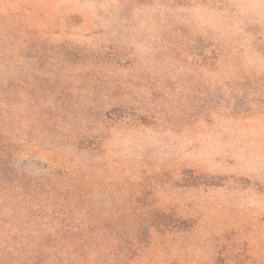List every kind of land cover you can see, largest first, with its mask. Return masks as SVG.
Listing matches in <instances>:
<instances>
[{
    "label": "rangeland",
    "instance_id": "374dc122",
    "mask_svg": "<svg viewBox=\"0 0 264 264\" xmlns=\"http://www.w3.org/2000/svg\"><path fill=\"white\" fill-rule=\"evenodd\" d=\"M0 264H264V0H0Z\"/></svg>",
    "mask_w": 264,
    "mask_h": 264
}]
</instances>
